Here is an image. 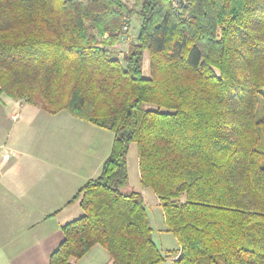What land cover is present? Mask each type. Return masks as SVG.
I'll list each match as a JSON object with an SVG mask.
<instances>
[{
	"label": "trees",
	"instance_id": "1",
	"mask_svg": "<svg viewBox=\"0 0 264 264\" xmlns=\"http://www.w3.org/2000/svg\"><path fill=\"white\" fill-rule=\"evenodd\" d=\"M134 16V41L117 58L110 48ZM262 92L264 0H0V97L113 134L49 264H74L96 245L111 264L164 262L129 188L131 144L177 240L171 264H264Z\"/></svg>",
	"mask_w": 264,
	"mask_h": 264
},
{
	"label": "crops",
	"instance_id": "2",
	"mask_svg": "<svg viewBox=\"0 0 264 264\" xmlns=\"http://www.w3.org/2000/svg\"><path fill=\"white\" fill-rule=\"evenodd\" d=\"M0 99L18 110L32 107L28 113L31 118L62 119L43 139L26 141L34 142L32 151L27 148L26 153H19L14 146L15 151L0 143V264H49L51 254L64 240L62 227L83 215L73 198L87 181L100 175L111 152L113 134L108 147L103 129L65 111L51 116L39 106L5 96ZM72 121L79 123L85 135L66 138V127L78 126ZM103 141L106 148L100 152ZM74 264H111V260L96 245Z\"/></svg>",
	"mask_w": 264,
	"mask_h": 264
},
{
	"label": "rangeland",
	"instance_id": "3",
	"mask_svg": "<svg viewBox=\"0 0 264 264\" xmlns=\"http://www.w3.org/2000/svg\"><path fill=\"white\" fill-rule=\"evenodd\" d=\"M83 1V0H82ZM130 6L133 5V1L129 2ZM130 26L128 29L127 37L125 40H122L121 43L113 45L110 50L115 57L121 58L127 51V44L131 41H134L136 36V28L138 27V19L136 16L132 17L130 20ZM143 74L149 75V59L147 53L144 56L143 60ZM258 102V118L264 119V92H262L259 97ZM33 106V105H32ZM32 108V107H31ZM30 106L21 108L18 110L14 104L0 99V124L2 129H0V143H5L6 146L10 145L11 148L14 146L19 153H26L25 150L29 151L35 148L33 143H26L27 140L43 139L44 135L51 130L58 128L57 125L61 123L62 119L56 117L57 119L46 120L47 118L43 117H30L28 113L31 114ZM26 110V111H25ZM17 115L16 118H13L14 115ZM65 114H68L65 112ZM57 115V114H56ZM53 116V115H51ZM32 119V120H31ZM78 120V119H77ZM74 125H78L76 121H72ZM66 138H69L71 135L83 136L85 131L80 128V126H67L66 127ZM108 138L106 139V145L110 147L112 143V133L106 130L101 131ZM9 140V143L6 142ZM36 144V143H35ZM90 145V148H92ZM105 141L103 145L99 147L100 152L106 148ZM5 146V147H6ZM28 148V149H27ZM13 148L12 150L15 151ZM110 149V148H109ZM91 151V149H89ZM100 154V153H99ZM127 167H128V177H129V188L134 191H138L145 203V208L147 212V217L149 225L152 229L151 238L153 242L157 245L162 255L164 256V262L161 264H171L173 261V253L178 249V243L175 237L166 231V226L164 223L163 211L160 206L159 200L154 195V193L149 188H144L141 186L139 181V170H138V161H137V151L135 144H131L127 154Z\"/></svg>",
	"mask_w": 264,
	"mask_h": 264
},
{
	"label": "built area",
	"instance_id": "4",
	"mask_svg": "<svg viewBox=\"0 0 264 264\" xmlns=\"http://www.w3.org/2000/svg\"><path fill=\"white\" fill-rule=\"evenodd\" d=\"M130 1H133V5L135 4V0H124V2H126V3H128L129 4V2ZM172 1V4H173V6L175 7V8H177V9H179V7L181 6V5H185L187 2H188V0H171ZM130 5V4H129ZM126 29V28H125ZM16 114L13 116V118H16Z\"/></svg>",
	"mask_w": 264,
	"mask_h": 264
}]
</instances>
